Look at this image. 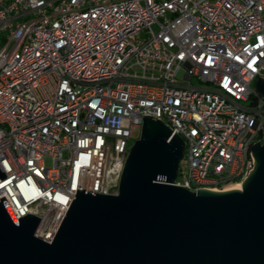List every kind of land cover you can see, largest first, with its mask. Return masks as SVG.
Listing matches in <instances>:
<instances>
[{
    "label": "built area",
    "instance_id": "built-area-1",
    "mask_svg": "<svg viewBox=\"0 0 264 264\" xmlns=\"http://www.w3.org/2000/svg\"><path fill=\"white\" fill-rule=\"evenodd\" d=\"M258 76L264 0H0V198L50 243L76 190L117 194L143 115L183 140L173 185L225 191L264 143Z\"/></svg>",
    "mask_w": 264,
    "mask_h": 264
},
{
    "label": "water",
    "instance_id": "water-1",
    "mask_svg": "<svg viewBox=\"0 0 264 264\" xmlns=\"http://www.w3.org/2000/svg\"><path fill=\"white\" fill-rule=\"evenodd\" d=\"M254 86L264 98V78ZM141 119L117 194L76 190L50 243L34 236L39 218L0 198V264H264V143L240 190L190 192L172 184L183 140Z\"/></svg>",
    "mask_w": 264,
    "mask_h": 264
},
{
    "label": "rangeland",
    "instance_id": "rangeland-1",
    "mask_svg": "<svg viewBox=\"0 0 264 264\" xmlns=\"http://www.w3.org/2000/svg\"><path fill=\"white\" fill-rule=\"evenodd\" d=\"M181 76H182V72H180V73L177 75V78H178V79H181ZM191 83H192V85H194V86L205 87V88H211V85H203V84H200L196 79H193V80L191 81ZM254 85H255V84H253V89H254V87H255ZM134 141H135L134 139L130 140V142H129L130 147L132 146V144L134 143ZM179 168H180L181 171L184 170V162H183V160L180 161ZM177 179H180V175L177 177ZM227 190H231V189H227ZM225 191H226V190H225Z\"/></svg>",
    "mask_w": 264,
    "mask_h": 264
},
{
    "label": "bare ground",
    "instance_id": "bare-ground-1",
    "mask_svg": "<svg viewBox=\"0 0 264 264\" xmlns=\"http://www.w3.org/2000/svg\"><path fill=\"white\" fill-rule=\"evenodd\" d=\"M227 189H231V190H240L241 189V183H236V184H232V185H230V186H228V188ZM226 189V190H227Z\"/></svg>",
    "mask_w": 264,
    "mask_h": 264
}]
</instances>
